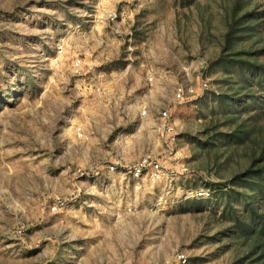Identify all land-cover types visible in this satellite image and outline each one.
<instances>
[{"label":"rangeland","instance_id":"374dc122","mask_svg":"<svg viewBox=\"0 0 264 264\" xmlns=\"http://www.w3.org/2000/svg\"><path fill=\"white\" fill-rule=\"evenodd\" d=\"M251 1L0 0V264H257L237 175L264 95L233 98L221 61L264 43V18L228 40ZM146 155L163 177L128 172Z\"/></svg>","mask_w":264,"mask_h":264},{"label":"trees","instance_id":"16d2710c","mask_svg":"<svg viewBox=\"0 0 264 264\" xmlns=\"http://www.w3.org/2000/svg\"><path fill=\"white\" fill-rule=\"evenodd\" d=\"M251 4L253 5L252 7H250ZM261 18H264V9L259 11L258 4L252 1L247 3V5L245 4L242 8L237 9V14L227 34L228 40L233 33H243L245 28H248V25L254 27L255 24H253V22L255 20L260 21ZM245 24L247 26L244 27ZM263 40L262 42H264ZM230 46L226 47L221 61L225 65L236 62L240 73L244 77L241 82L229 85V90L232 92L231 96L233 98L246 96L254 101H258L257 92L264 95V61L260 59V56L264 54V43H260L255 47L252 45L249 49L239 50H233L232 46L231 49H229ZM260 50H263L262 54H260ZM225 96L226 95H223V98L229 100L225 98ZM245 128L246 126L239 127L238 131L235 133V138L243 139L246 135L251 133L252 127ZM251 163L250 167L245 171L246 175H244V178H241L242 175L237 176L238 179L242 181H250V178H256L255 183L249 185L251 186L249 194H247V192L243 194L242 202L250 210L251 220H253L256 225L250 228V233H248L254 242L250 251L260 255L257 264H264V211L259 212L258 210L264 207V146Z\"/></svg>","mask_w":264,"mask_h":264},{"label":"built area","instance_id":"2783aa9c","mask_svg":"<svg viewBox=\"0 0 264 264\" xmlns=\"http://www.w3.org/2000/svg\"><path fill=\"white\" fill-rule=\"evenodd\" d=\"M58 51L62 53L64 51V44H59L58 45ZM202 87H206L207 84L204 83L202 84ZM189 94H196V91L193 87L189 88H184V87H178L176 90V99L178 102H185L187 100V97ZM193 96V95H191ZM142 114L145 115L147 114V109L144 107ZM169 113L167 111H163L161 113V118L164 120L163 122V129L166 132H171L174 128L169 122ZM77 135L79 137L83 136V133L81 129H78ZM128 172L136 177L140 178L142 177L145 173L149 174L153 179H160L161 177L164 176V170H163V165L160 159L155 158L152 155H146L142 159H140L136 164L133 166H130L128 169ZM196 194L200 197H209L211 196V191L209 189H202L196 191ZM183 260L185 259L182 255Z\"/></svg>","mask_w":264,"mask_h":264}]
</instances>
